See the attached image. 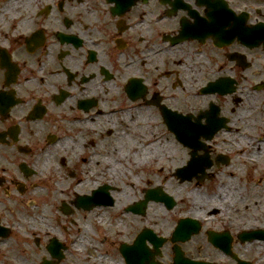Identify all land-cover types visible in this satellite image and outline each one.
<instances>
[{"label": "flooded vegetation", "instance_id": "flooded-vegetation-1", "mask_svg": "<svg viewBox=\"0 0 264 264\" xmlns=\"http://www.w3.org/2000/svg\"><path fill=\"white\" fill-rule=\"evenodd\" d=\"M159 134L186 152L165 178L200 191L178 213ZM156 203L170 226L117 222ZM0 264H264V0H0Z\"/></svg>", "mask_w": 264, "mask_h": 264}, {"label": "bare ground", "instance_id": "bare-ground-1", "mask_svg": "<svg viewBox=\"0 0 264 264\" xmlns=\"http://www.w3.org/2000/svg\"><path fill=\"white\" fill-rule=\"evenodd\" d=\"M177 141H174L173 138H169L167 137L166 134H159L157 136V138L154 140V144L153 147L151 148L153 151H156V154L154 157V160H157L159 162H161V160L163 159H167L169 161H172L174 163V165H180L183 163V161L185 160L184 158H186V152H184V150H182V145H180ZM151 147V146H150ZM184 149V148H183ZM148 150V149H146ZM140 154H142L143 156H145V152H141ZM236 181H234V179H230L227 181V187L222 188L221 186H217L216 190H215V194L210 196V197H205V198H201V197H195L192 201H191V207L188 209L187 212H189L190 210H199L201 212H206L207 209L209 208H213L216 206H219L220 204L218 202L225 200V194H226V190L228 192V194H230L231 196H237V194L241 193L239 192V190H241L242 188L238 187L237 185H235ZM198 183H195L194 186L192 187V191L190 193H200V191L198 190ZM158 206L161 207V205L159 203ZM155 206V205H152ZM99 214L96 216V218H94L97 222H99V225H104V223H102L101 221L103 220V214H102V209H99L97 211ZM187 214V213H184ZM123 217H128L126 214H122ZM157 227V224H151L150 223V228H155ZM121 231V227L119 224H117L116 226L110 227V228H106V229H100V230H92V229H88V228H84L83 230H80L81 235H89V234H94L95 232L100 234L106 231Z\"/></svg>", "mask_w": 264, "mask_h": 264}, {"label": "rangeland", "instance_id": "rangeland-1", "mask_svg": "<svg viewBox=\"0 0 264 264\" xmlns=\"http://www.w3.org/2000/svg\"><path fill=\"white\" fill-rule=\"evenodd\" d=\"M188 159V158H187ZM161 167H163V170L161 171V175L157 176V177H153V185L154 186H158L161 185L163 186V189L172 197H175L178 200V205L179 207L176 208L174 210L175 213H178L179 211H181L182 205L184 203H187L188 200L192 199L190 197L187 196V192L189 189H191L192 185L190 183H183V184H179L178 182H176L174 179H172V181H170V177L165 178V175L167 174V172L169 170H171L173 168L172 163H169V160H161V164L159 165ZM158 168V167H157ZM182 168V166L177 167L176 169ZM136 185H134V189L130 188V192H126V194L130 197L129 201L133 198H135V188L136 187H145V181L144 178L140 179V181L138 183H135ZM185 184V186H183ZM217 183L215 182L214 185H216ZM63 188L65 191L67 190V183L63 182ZM216 189V188H215ZM201 190V189H200ZM202 191V190H201ZM203 192V191H202ZM125 195V192L123 193ZM200 197V196H198ZM203 198V197H202ZM186 205V204H185ZM165 213V212H164ZM115 216H119L118 212L117 215H114L111 218H114ZM117 222H122L121 224L126 227L125 225H133V227L131 229H129L128 231L132 230L133 228H136L137 226H140L142 224L145 223V225H147V223L150 222H155L157 223V229H160L164 226H170L173 221L169 220L166 216V214H163L162 209L159 206H154L152 208H150L148 210V216L146 218V221H142L139 218H136L134 216H130L129 218H116ZM113 220V219H112ZM160 227H159V224ZM129 228V227H126ZM123 232H126L125 230H123ZM89 240H95L97 242V238L95 236H90ZM98 245V244H97ZM99 246L98 252L101 250V246Z\"/></svg>", "mask_w": 264, "mask_h": 264}, {"label": "water", "instance_id": "water-1", "mask_svg": "<svg viewBox=\"0 0 264 264\" xmlns=\"http://www.w3.org/2000/svg\"><path fill=\"white\" fill-rule=\"evenodd\" d=\"M189 131V135L187 134V132ZM188 131L186 132H181V133H178L179 134V137L182 141L185 142V144L189 145L190 142H192V139L194 138L195 135H193V133L195 134L198 130H197V127H189L188 128ZM189 171H191L192 175L195 174L197 171H201V163L200 162H197L195 160H193V162L191 163V170H182L180 173V175L183 177V176H187V178H189ZM148 199H156V200H165L167 203H170L171 200L169 198H167L166 196H162V197H159L158 196V192H151L148 194Z\"/></svg>", "mask_w": 264, "mask_h": 264}]
</instances>
